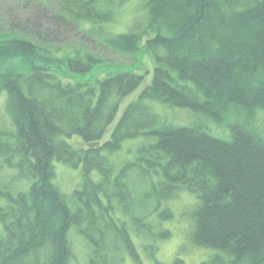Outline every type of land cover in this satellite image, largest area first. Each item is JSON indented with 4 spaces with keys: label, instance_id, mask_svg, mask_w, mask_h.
<instances>
[{
    "label": "trees",
    "instance_id": "obj_1",
    "mask_svg": "<svg viewBox=\"0 0 264 264\" xmlns=\"http://www.w3.org/2000/svg\"><path fill=\"white\" fill-rule=\"evenodd\" d=\"M144 1L147 24L110 38H94L83 24L102 33L115 20V0L5 6L0 21L24 35L0 40L5 61L23 58L31 66L0 71L15 127L0 131V170L15 167L32 185L17 195L0 187L6 200L0 205V264H70L72 227L90 242L88 264H123L126 254L144 264L131 231L153 240L147 246L154 257L157 241L172 235L162 222L174 213L161 203L182 189L196 197L188 243L217 250L200 264H264V122L258 124L264 121V0ZM82 32L84 41H100L131 60L106 61L86 50L88 44L59 57L43 48ZM140 54L154 59L152 81L101 143L123 98L145 79L134 68ZM96 69L93 81L85 78ZM153 100L204 113L224 127L217 131L228 129L216 131L226 138L200 124L161 122L146 103ZM74 135L85 146L70 144ZM141 135L155 139L116 171L105 152ZM54 160L82 167L83 179L70 196L54 182ZM136 178L147 185L140 197Z\"/></svg>",
    "mask_w": 264,
    "mask_h": 264
},
{
    "label": "rangeland",
    "instance_id": "obj_2",
    "mask_svg": "<svg viewBox=\"0 0 264 264\" xmlns=\"http://www.w3.org/2000/svg\"><path fill=\"white\" fill-rule=\"evenodd\" d=\"M39 1V0H35ZM48 1V0H41ZM24 3L26 0H13V2H9L7 0H0V19L4 20L5 15L4 10L5 6L10 5V3ZM116 16L115 20L111 23L105 24L104 31L102 33L98 32L99 28L97 25L87 23L83 27L86 31L90 32L94 38H110L113 35L127 33L128 31L134 29L137 24L146 25L149 19L148 8L145 5L144 0H115L114 5ZM21 15H26L24 12H19ZM2 22V21H0ZM8 23L2 22L0 23V40H17L19 36L24 35L22 33H17L15 31H11ZM21 34V35H20ZM85 34L78 33V36L74 34H70L68 36V41L64 44H51L48 43L43 45L45 47L44 50H50L57 57L68 55L74 51V49L82 48L81 46L89 45L88 48H85L88 51H92L97 55L104 58L106 61H113L116 64L129 63L131 59L123 57L120 54L114 53L110 48L104 47L101 45V42L92 40L93 44L84 41L86 39ZM153 35V34H152ZM150 37V36H149ZM144 37L142 40V44H144L149 38ZM83 38V39H82ZM85 42V43H84ZM0 43V71H9L12 69H19L28 71V67H30V63H26L25 59L17 58L11 59L9 61H5V53L4 50L1 49ZM47 48V49H46ZM51 53V52H49ZM3 54V55H2ZM52 54V53H51ZM138 61L135 62L134 65L135 71L141 74H145V79L142 84L132 93L127 95L120 104V109L116 119L109 125L104 137L101 140V143L110 139L111 132L116 125L117 121L122 115L125 107L132 101L136 100L142 90L146 87V85L150 84L152 81L153 70H154V59L150 58L148 55L144 56L142 54L139 55ZM123 64V65H124ZM27 67V68H26ZM113 68V67H112ZM128 69V68H127ZM98 69L94 70L90 74H86L89 81H93V79L98 74ZM101 74L100 76H102ZM3 87L0 85V131L10 130L14 131L15 127L13 125L10 114L7 110V91L6 89H2ZM150 107L156 112L160 121L165 124H172L176 126H191L192 124H200L207 128L211 133L216 136L226 138V136H222V134H227L226 131H217L218 128H224L216 124L209 116L204 113H199L198 111H194L189 108H181V107H169L162 102H158L157 100L146 101ZM260 122L258 124L263 125V119L260 117ZM214 124H213V123ZM209 125H212L213 130L209 129ZM215 126V128H214ZM216 129V130H214ZM217 132H222V134H218ZM230 137V132H229ZM227 137V138H229ZM155 137L152 135H141L137 138L127 139L125 140L121 148L113 153L105 152L106 155L109 156L116 171L120 170V168L128 162L134 161L137 155L138 148L143 144H148L153 142ZM68 141L73 146H85V143L82 141V138L79 135H74L72 138H68ZM55 166V184L59 187V189L67 194L71 195L73 191L79 186L80 182L83 179V170L82 167L74 168L68 165L65 162L54 160ZM94 178H99L98 173L93 174ZM132 183H135L134 192L137 196H141V194L147 189V185L145 181L142 180L140 182L138 178L134 179ZM32 182L26 178H20L17 176V169L15 167L4 166L0 170V187H6L10 189V191L17 195L20 192H28L31 188ZM196 197L193 193H191L187 189H182L178 193L177 197L170 199L166 202L161 203V208L170 207L174 213V217L171 220H167L162 222V226L164 228H168L171 230L172 235L167 239H161L157 241V251L154 257L150 256V247L147 245L151 244L153 240L148 236H141L138 233L131 231L134 243L140 253V256L144 262V264H172L176 257H181L184 260V264H200L204 260L208 259L212 256L217 250L206 247H197L192 244H189L187 241V233L191 226L192 218L190 216V209L195 203ZM6 203L5 199H0V205H4ZM154 206L153 202L150 208ZM147 215V220L156 221L155 214ZM4 234V228L0 220V236ZM69 240L70 247L72 250V257L70 260V264H88V260L90 258L91 245L88 239L84 238L80 233L72 227L69 230ZM186 244L187 248L182 249V246ZM123 264H136L131 256L128 254L125 255V259L123 260Z\"/></svg>",
    "mask_w": 264,
    "mask_h": 264
}]
</instances>
